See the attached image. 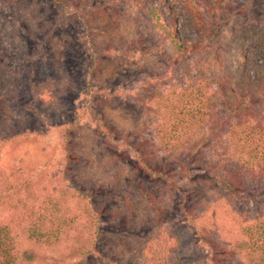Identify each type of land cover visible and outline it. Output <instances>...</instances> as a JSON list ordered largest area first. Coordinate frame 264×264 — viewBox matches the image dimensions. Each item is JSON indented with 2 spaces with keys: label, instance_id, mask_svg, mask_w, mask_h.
<instances>
[{
  "label": "rangeland",
  "instance_id": "374dc122",
  "mask_svg": "<svg viewBox=\"0 0 264 264\" xmlns=\"http://www.w3.org/2000/svg\"><path fill=\"white\" fill-rule=\"evenodd\" d=\"M223 5L216 48L221 51L237 39L258 53L245 35L251 28L264 43V0H225ZM161 8L166 11L164 4ZM147 19L130 0H0V65L10 84V123L25 132L0 146L2 188L30 181L26 197L32 202L41 194L88 195L93 211L101 214L100 240L83 264H126L161 241L173 264H206L208 250L186 210L209 229L223 225L225 236L233 239L240 238L234 215L253 218L256 212L247 197L230 199L189 179L180 180V191L171 195L166 180L141 172V150L150 152L155 168L179 172L183 163L162 151L158 120L145 100L169 92L182 79L185 62L173 66L158 58L151 34L143 33ZM177 23L180 38L194 36L181 17ZM223 101L225 113L236 101L235 87L226 89ZM77 115L79 125L65 140V129L59 128L69 127ZM65 143L71 145L70 156ZM78 208L74 203L72 212ZM8 212L0 206V217ZM40 252L41 264L80 260L68 259V250L64 257L65 251ZM226 264L244 263L237 256Z\"/></svg>",
  "mask_w": 264,
  "mask_h": 264
},
{
  "label": "trees",
  "instance_id": "16d2710c",
  "mask_svg": "<svg viewBox=\"0 0 264 264\" xmlns=\"http://www.w3.org/2000/svg\"><path fill=\"white\" fill-rule=\"evenodd\" d=\"M130 1L148 18L143 33L151 34L149 38L158 58L173 66L185 62L182 79L169 92L145 100L157 117V140L162 151L183 161L181 170L155 168L150 152L141 150L137 154L141 172L157 182L166 180V191L171 195L180 191V180L189 179L197 186L200 183L213 186L230 199L241 201L247 197L248 202L256 203L253 218L234 215L238 239L227 238L223 225L214 230L199 223L189 208L186 217L201 245L208 250L206 264H226L237 256L244 264H264V43L259 44V39L263 40L261 34L250 28L245 35L258 45V53L237 39L220 51L216 48L218 14L226 8L225 0H208L206 4L202 0ZM162 4L167 12L161 8ZM59 5L63 10L64 3L60 1ZM179 17L184 29L194 36L180 38ZM232 86L236 101L222 113L223 93ZM11 99L10 84L0 65V146L25 134L11 126ZM80 115L69 127L59 128L65 129V140L69 141L71 128L79 125ZM65 144L70 156L71 145ZM197 167L200 172L196 173ZM1 174L0 171V206L9 212L0 217V264H41L36 258L40 251H65L64 257L66 250L68 259L78 257L77 264H83L96 253L101 214L93 211L88 195L83 191L62 196L41 194L40 199L33 196L32 202V198L26 197L30 181L2 188ZM255 186H262L261 191L254 192ZM74 203L79 207L76 213L72 212ZM167 252L166 242H157L155 246L142 248L136 255L138 258L126 264H173L167 259ZM53 260L54 264L64 262L61 258Z\"/></svg>",
  "mask_w": 264,
  "mask_h": 264
}]
</instances>
